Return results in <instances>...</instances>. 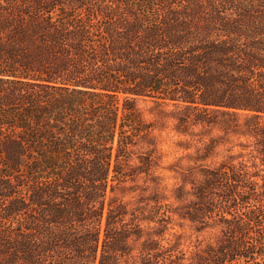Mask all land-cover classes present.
Instances as JSON below:
<instances>
[{"label": "trees", "instance_id": "obj_1", "mask_svg": "<svg viewBox=\"0 0 264 264\" xmlns=\"http://www.w3.org/2000/svg\"><path fill=\"white\" fill-rule=\"evenodd\" d=\"M0 264H264V0H0Z\"/></svg>", "mask_w": 264, "mask_h": 264}, {"label": "rangeland", "instance_id": "obj_2", "mask_svg": "<svg viewBox=\"0 0 264 264\" xmlns=\"http://www.w3.org/2000/svg\"><path fill=\"white\" fill-rule=\"evenodd\" d=\"M139 106L141 109L145 112V116L149 120L158 119L159 115L150 108L154 106L152 102L145 103L140 102ZM167 109V108H166ZM165 125L167 128L165 129V132L162 136V142L160 143V152L162 154V166L165 168L170 167L173 164H179L180 166H188L190 163L186 158L181 159V157L185 156L187 153L194 152L195 149V142L191 141L189 138L179 137L172 131V125L173 121L170 119L165 120ZM244 141V139H242ZM182 144V145H180ZM180 145V146H179ZM186 146H190V149H186ZM229 144L221 145L219 148H217L216 153L213 157H211L207 163H215L220 160H222L224 154L226 153V149L229 147ZM240 147L237 146L236 150ZM162 174L165 176L163 185L171 187L172 183L174 182V179L172 176L176 174L173 171H169L168 169H161ZM122 195L121 193H119ZM127 198V197H126ZM178 230H180L177 227ZM187 233H190L188 228L185 229ZM168 238H171L170 235H167ZM194 236L192 238H184L182 240L183 246L187 247L188 245H191V242L194 241Z\"/></svg>", "mask_w": 264, "mask_h": 264}]
</instances>
